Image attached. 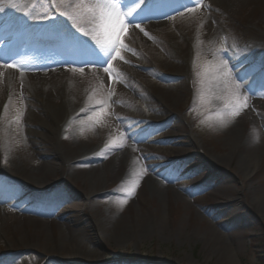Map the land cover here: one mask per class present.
Masks as SVG:
<instances>
[{
  "label": "rangeland",
  "instance_id": "obj_1",
  "mask_svg": "<svg viewBox=\"0 0 264 264\" xmlns=\"http://www.w3.org/2000/svg\"><path fill=\"white\" fill-rule=\"evenodd\" d=\"M13 1L0 27L19 17L34 34L0 42V66L21 72L0 74V171L27 185L0 180V264H260L264 0H141L111 79L83 63L107 33L81 0ZM57 27L67 46L41 45ZM237 93L247 107L232 114Z\"/></svg>",
  "mask_w": 264,
  "mask_h": 264
},
{
  "label": "snow or ice",
  "instance_id": "obj_2",
  "mask_svg": "<svg viewBox=\"0 0 264 264\" xmlns=\"http://www.w3.org/2000/svg\"><path fill=\"white\" fill-rule=\"evenodd\" d=\"M196 4H199V0H194ZM141 0H129L127 4L123 2V0H117L116 3H104L98 2L92 5H85L83 0L81 3L77 5L81 8H87L89 12H91V22L95 23L99 21L100 27H102L107 33V41L101 42L99 37H94L96 40L97 47H85L81 46L80 55L83 58V63L85 64H93L98 68H103L104 72L109 74V78L111 79V67L112 61L117 59H122L121 52L124 51L123 44L120 42L121 32L125 28V20L131 17V20H128V23L135 24L136 27H140V23L136 22V14H138V9H135L133 5L140 4ZM69 7L73 5L69 4ZM123 9V10H121ZM191 10V9H190ZM2 11V9H0ZM60 16L67 17L72 20L73 16L66 12L60 11ZM142 32L143 28L140 29ZM147 35V33H145ZM107 65V67H105ZM7 67H15V65H7ZM250 71V70H249ZM264 71V69H262ZM217 77L225 84L229 82L232 83L235 89H240L241 85L237 84L233 80L232 72L229 69L228 63L225 61H221L219 67L216 70ZM241 81L247 79V75H244L243 72L238 74ZM241 93H237L230 101H226L225 108L229 109L232 114H239V110L247 107L246 103H242L240 96ZM222 98V97H221ZM247 99L246 97L244 98ZM119 147V145H116Z\"/></svg>",
  "mask_w": 264,
  "mask_h": 264
},
{
  "label": "bare ground",
  "instance_id": "obj_3",
  "mask_svg": "<svg viewBox=\"0 0 264 264\" xmlns=\"http://www.w3.org/2000/svg\"><path fill=\"white\" fill-rule=\"evenodd\" d=\"M6 3H8V4H10V5H13V6H17V4H15L14 2H13V0H7L6 1ZM9 35H10V31H9V28H7V29H1L0 30V42L1 41H5V40H7L8 38H9ZM10 45H9V47H8V50H10V49H15L16 47H18L19 45H23V41L22 40H19V41H17V42H12V43H9ZM2 58L0 57V61H2L1 60ZM21 63H23V62H21ZM20 65V64H19ZM26 70V69H25ZM19 73H21V72H19V71H17V70H15V67H11V68H9V67H4V66H0V74L3 76V78H6L7 80H8V82L9 81H12V79H13V81H15V75H18ZM50 74H52V72L50 73L49 72V75ZM26 76H28V77H30L31 79H34V80H39L40 82H41V84L42 85H45L46 83H47V78H46V75H43L42 77L39 75V74H25ZM68 75H70V76H76V75H78V72L77 71H68ZM2 78V77H1ZM7 82V83H8ZM59 84V86L61 87V86H66L67 85V83H65V82H63L62 84L61 83H58ZM74 91H75V94L77 95V96H79V92L77 91V89L75 90L74 89ZM0 96H1V92H0ZM102 105H103V103H102ZM101 105V106H102ZM81 110H82V108H79V109H77L76 111H74L73 113H71L70 114V118H72V119H74L77 115H79L80 113H82L81 112ZM132 123V122H131ZM143 125V124H142ZM80 162V161H79ZM80 164V163H79ZM24 181H26L25 179H23Z\"/></svg>",
  "mask_w": 264,
  "mask_h": 264
},
{
  "label": "trees",
  "instance_id": "obj_4",
  "mask_svg": "<svg viewBox=\"0 0 264 264\" xmlns=\"http://www.w3.org/2000/svg\"><path fill=\"white\" fill-rule=\"evenodd\" d=\"M256 233L258 234L257 238L252 239V246L256 249L259 248V251H255L256 258L260 262V264H264V230L263 226L257 220H253L252 222Z\"/></svg>",
  "mask_w": 264,
  "mask_h": 264
}]
</instances>
